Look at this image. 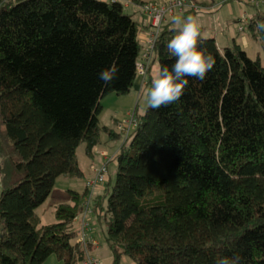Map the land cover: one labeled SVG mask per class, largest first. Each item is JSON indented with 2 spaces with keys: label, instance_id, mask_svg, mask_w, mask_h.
I'll use <instances>...</instances> for the list:
<instances>
[{
  "label": "trees",
  "instance_id": "16d2710c",
  "mask_svg": "<svg viewBox=\"0 0 264 264\" xmlns=\"http://www.w3.org/2000/svg\"><path fill=\"white\" fill-rule=\"evenodd\" d=\"M142 5V0H129ZM248 20L264 51L260 9ZM139 23L121 2L0 0V264H81L73 226L86 193L68 191L56 222L35 210L57 177H82L76 149L99 142L100 100L130 91L141 51ZM160 29L153 53L167 50ZM198 47L216 60L204 80L187 77L180 100L144 113L115 156L114 184L92 203L105 224L111 264H215L234 254L264 264V66L237 44ZM119 66L108 86L98 78ZM111 137L112 132H109Z\"/></svg>",
  "mask_w": 264,
  "mask_h": 264
},
{
  "label": "crops",
  "instance_id": "0c3cea01",
  "mask_svg": "<svg viewBox=\"0 0 264 264\" xmlns=\"http://www.w3.org/2000/svg\"><path fill=\"white\" fill-rule=\"evenodd\" d=\"M120 2V0H118ZM143 2H156L158 4L163 3L165 0H142ZM196 3L204 6V11L202 12H180V13H174L173 15L166 16L165 20L163 21L162 27L163 29H174L173 24V18L176 16L181 17H187V16H195L197 17L199 24H200V31H201V38H213L217 44V46L220 49H223L225 47H230L233 44H237L240 46L246 54L249 56V53L251 50L252 52H256L259 57L258 49L260 48L259 45L255 46L252 42L255 41L252 39L248 26L246 27V24L248 23V20L250 17H252L255 14V10L252 8H247L248 6L242 5L237 1H228V2H222L221 0H194ZM125 2L122 4V7H126L130 9V13L128 14H134L133 19L138 21L139 23V32H138V39L141 44V51L138 57V61L142 60L143 57V51L146 48V39L149 36L150 28L147 25L145 17L141 14V5L135 4L130 2L129 0H123ZM264 8H261L260 11L264 13ZM244 14H246L244 16ZM244 22V23H243ZM245 24V25H244ZM242 26V30H239L238 28ZM247 29V30H246ZM244 30L248 31L245 32ZM157 59L156 55L152 53L150 58V64L147 68L146 73L141 77L137 75L130 91L128 93H141L145 86L147 85V77L150 79V72L153 66H155V60ZM260 59V57H259ZM158 60V59H157ZM152 66V67H151ZM108 107V106H107ZM103 110V106H102ZM108 112V113H107ZM119 111L110 109L108 107V110H106L103 114V116L99 115V123L100 126L103 128L100 131L99 134V142L96 146H94L92 150V156L88 157L85 153V146L84 144H81L83 146V154L85 157L88 158L89 161H91L90 164L81 165L79 159L76 156L78 167L80 171L82 172L85 170L86 166H88V169L90 170V173H92V169L97 167V164L105 162L106 158L109 156H113L114 158L117 155L120 146L122 145V142L119 144V146L116 147V150L110 151L108 150L107 142L110 141V135L109 132H112V135L116 136L114 126H116L117 121L119 120L116 115L119 114ZM137 113V111H136ZM116 114V115H115ZM138 115V113H137ZM102 123V125H101ZM107 124V125H106ZM108 124L113 126V129L111 127H107ZM118 124V123H117ZM108 137V138H107ZM107 138V140H106ZM109 143V142H108ZM79 145L78 147H80ZM77 150V149H76ZM77 152V151H76ZM77 155V154H76ZM97 161V164H94L93 162ZM63 177L70 178L68 176L62 175ZM60 177V176H59ZM58 178V177H57ZM56 178V179H57ZM109 181V178L107 179ZM107 185L101 184L99 185L95 190V199L99 197L102 199V196L105 194ZM85 188L83 189V191ZM1 191V190H0ZM73 191V190H72ZM82 191V192H83ZM81 192V193H82ZM83 201V199H82ZM82 203V202H81ZM103 205L105 204V200L102 199ZM36 212V210H35ZM94 214L93 212H91ZM37 214V212H36ZM38 216V214H37ZM91 216V215H90ZM39 217V216H38ZM40 218V217H39ZM87 218V217H86ZM89 218V219H88ZM88 226L91 229V232L89 230V236L92 240V244H89L88 248L91 252H96L97 249H99V241L95 237V234L92 230L94 227L92 223H97L95 220H92V217H88ZM92 221V222H91ZM77 222L73 221L74 229H77ZM111 253L109 251V254L104 257V259H100L101 264H111Z\"/></svg>",
  "mask_w": 264,
  "mask_h": 264
},
{
  "label": "clouds",
  "instance_id": "9594fccd",
  "mask_svg": "<svg viewBox=\"0 0 264 264\" xmlns=\"http://www.w3.org/2000/svg\"><path fill=\"white\" fill-rule=\"evenodd\" d=\"M176 33L167 43L168 53L175 57V63L169 69L160 66L151 79V87L144 92L149 108L157 110L180 100L184 89L189 84L187 77L204 80L215 67L216 60L206 49L198 47L201 36L200 24L195 16L173 18ZM255 30L264 33V19L257 20ZM119 66L114 61L109 67L101 70L99 79L105 86L110 85L117 77ZM215 264H242V257L234 254L216 259Z\"/></svg>",
  "mask_w": 264,
  "mask_h": 264
},
{
  "label": "rangeland",
  "instance_id": "374dc122",
  "mask_svg": "<svg viewBox=\"0 0 264 264\" xmlns=\"http://www.w3.org/2000/svg\"><path fill=\"white\" fill-rule=\"evenodd\" d=\"M108 1V0H104ZM121 4H124L123 0H120ZM249 8V7H247ZM251 8V7H250ZM264 8V7H261ZM260 8V9H261ZM254 10V8H252ZM264 10V9H263ZM123 11L124 13H130V9L126 8L123 6ZM134 16V14H132ZM244 23V22H243ZM245 25V24H244ZM247 27V24H246ZM247 30V29H246ZM244 30L245 32L248 33V31ZM255 46L257 44L259 45V57H260V62L264 66V51L262 50L261 45L257 42L255 43L254 41L252 42ZM249 57L250 58H256L258 57L256 52H252L249 50ZM152 67V66H151ZM159 68L158 60H155V66L151 69L150 72V79L148 76L147 78V85L145 86L144 90L141 93H126L123 95H117L115 93H109L106 94L101 100L100 104L103 106V110H101V115L103 116L104 112L108 110V107L110 109L113 108V110L119 111V114H115L116 117L119 119L117 123L122 122L126 118H128L129 114L133 112L134 110L137 111L138 115L143 114L145 108L148 106L146 103V99L144 98V92L146 91L147 88L151 87V79L155 75L157 69ZM108 106V107H107ZM108 113V112H107ZM117 123L116 126H114L116 136L111 137L110 136V141L107 142L108 150L114 151L116 150V147L119 146L121 142H123L124 138L123 136H120L119 131L117 129ZM102 125V123H101ZM107 125V124H106ZM107 127H111L113 129V126L108 124ZM108 138V137H107ZM106 138V140H107ZM131 137L128 138L126 143L128 144L130 142ZM76 156L80 161V164L86 165L87 163L90 164L91 161L88 160L87 157L83 154V146L81 145L80 147L77 148L76 150ZM94 164H97L98 162L95 161L93 162ZM100 165V164H99ZM98 166V164H97ZM116 167L117 163L115 158L112 159L111 161L108 162L107 164V177L109 178V181L106 180L105 184L107 185L108 188H111V186L114 184L115 181V173H116ZM92 173H90V170L88 169V166H86L85 170L83 171V176L82 177H70L66 178L63 176L58 177L55 180L54 186L49 194V196L46 198V200L39 205L36 208V212L38 214L39 218V226L45 225V224H50L56 222V218L54 215V209L55 206L58 205L59 203H66L69 202V194L68 191L73 190L75 192L81 193L83 189L85 188V181L91 177ZM105 206V204L103 205ZM94 213V212H93ZM91 215V216H90ZM88 217H92L93 219H96L95 213H89L87 215ZM89 219V218H88ZM97 223H92L94 226L92 228L95 237L99 241V249L96 250V252H91L97 259H104L106 255L109 254V249L107 247L106 241H105V224L104 223H98L97 219L95 220ZM92 222V221H91ZM78 226V225H77ZM90 228V227H89ZM91 232V229H90ZM101 261V260H100ZM44 264H59L57 259L55 258L54 255H50L44 262ZM120 264H135L133 261H131L127 256H122L120 260Z\"/></svg>",
  "mask_w": 264,
  "mask_h": 264
},
{
  "label": "built area",
  "instance_id": "2783aa9c",
  "mask_svg": "<svg viewBox=\"0 0 264 264\" xmlns=\"http://www.w3.org/2000/svg\"><path fill=\"white\" fill-rule=\"evenodd\" d=\"M115 1V0H109ZM222 2L237 1L242 5L260 9L264 7V0H221ZM204 6L196 3L194 0H165L163 3L146 2L141 5V14L145 17L147 25L150 28L149 36L146 39V48L143 51V59L137 63V75L143 76L150 64V58L153 53V47L156 39L159 35L163 21L166 16L173 15L174 13L182 12H202ZM246 14H244L245 16ZM242 30V26L238 28ZM137 124V119L133 112H131L125 120L117 124V129L120 136H123L124 140L128 139ZM114 159L113 156L106 158L105 162L100 163L97 167L92 169V175L85 181L86 193L82 201L81 212L75 217L74 221L77 222L78 227L76 229L77 242L81 245L84 251V257L81 264H101L89 250V244H92V240L89 236V226L87 215L92 212V203L95 197L96 188L104 184L107 177V164Z\"/></svg>",
  "mask_w": 264,
  "mask_h": 264
}]
</instances>
